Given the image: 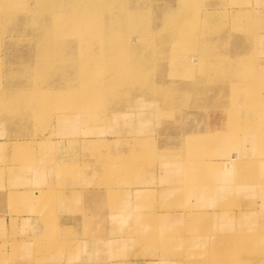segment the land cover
I'll list each match as a JSON object with an SVG mask.
<instances>
[{
	"label": "rangeland",
	"instance_id": "rangeland-1",
	"mask_svg": "<svg viewBox=\"0 0 264 264\" xmlns=\"http://www.w3.org/2000/svg\"><path fill=\"white\" fill-rule=\"evenodd\" d=\"M123 1L137 12L145 8L147 17L143 27L114 32L119 47L123 43L122 48L131 46L139 54L117 66L143 74L105 99L96 87L97 97L85 95L94 78L111 70L99 37L62 45L64 61L54 59L50 73L36 82L35 71L41 68L34 61L35 45L26 39L33 34L2 41L0 67L32 74L11 79L0 74V207L25 192L41 193L37 205L52 223L45 240L66 258L75 257L67 264H77L76 257L85 252L90 264H264V195L259 197L264 188L251 177L258 166L264 176V147L251 150L234 123L244 121L241 105L264 126V0ZM179 12L182 22L174 28H182L185 39L178 48L161 21ZM141 39L151 43L142 54ZM77 66L89 71L78 76ZM39 86L45 95L56 90L66 99L59 107L41 105L45 95ZM215 133L219 138L211 139ZM195 135L200 145L186 148ZM233 135L240 137L232 147ZM211 140L219 146L212 148ZM238 148L263 163L214 169L216 160ZM138 163L142 173L134 171ZM195 167L196 174L184 175L183 169ZM244 168L241 192L212 188L218 176ZM222 193L221 207L211 210ZM64 198L71 228L55 226L54 204ZM197 203L211 211L192 223L184 216L199 213ZM188 222L193 225L187 235ZM218 236L227 237L223 247L211 244ZM168 237L182 243L173 248Z\"/></svg>",
	"mask_w": 264,
	"mask_h": 264
},
{
	"label": "bare ground",
	"instance_id": "bare-ground-1",
	"mask_svg": "<svg viewBox=\"0 0 264 264\" xmlns=\"http://www.w3.org/2000/svg\"><path fill=\"white\" fill-rule=\"evenodd\" d=\"M193 1H189V2H193ZM29 2L30 4H28ZM184 5L185 6L188 5V1L184 2ZM145 10H146L145 8H141L140 11L137 12L135 7H129V5L125 3L123 0H0V46L2 45L3 43L2 41L4 40H7V42H11L12 40L18 39V36L21 33L33 34L32 37L26 39H29V42L35 45V49L37 53L35 54L34 61L36 66L41 68L39 69V71H35V75H36L35 82H36L37 77L43 80V77L45 76V72L46 74L50 73L49 72L50 70L48 69L49 67H51L50 65L53 63L54 59L56 60L55 61L56 64L58 62H62V60L64 61L65 55L60 53L59 51L64 48L62 47V45L69 46L70 44L78 40L80 37H82L81 38L82 40L83 38L89 36L99 37L100 38L99 45L100 48L102 49L101 50L102 56H104L103 59L107 61L106 63L108 64V67H111V70L106 71V75L100 74L96 78H94L93 79L94 84L90 86L89 92L85 95L91 98H93L94 96L97 97L98 95H96L95 92V87H96V91L99 92V95H101L103 99H105L111 96L112 94H114L117 89L123 90V88H125L126 81L128 82V80L132 79L133 77H139L140 75L143 74L142 71L140 70L134 71L132 69V66H130V69H128L127 67L119 68L117 66L119 64L125 63L126 61H130V62L132 60L134 61L139 56V54L138 51H135L134 49L130 50L131 46L126 49L122 48L123 43H121L119 47L120 39L115 38L114 32L116 30H118L117 32H122L124 29H129L130 31H133L136 27L137 28L143 27L145 19L147 17L144 14L146 13ZM182 15L183 13L179 12L176 16L166 17V18L164 17L163 20L161 21L162 30H164L166 33H170V39L168 40H170V42L174 40H178V48L180 46V42L181 43L184 42L185 32H183L182 28H178L176 30L174 26L175 24H180L182 22L181 20L183 17ZM85 32L87 35L82 34ZM64 34H71V35L75 34V35L71 37H63L62 35ZM174 34H177L178 37L172 39L171 37ZM51 40L55 42V45L52 44ZM141 41L143 42V48L141 49V51H139L140 54H142L144 51H147L148 47L151 45V43H149L145 39H141ZM136 43L137 42H135V44ZM53 50H55V53H53ZM119 50L121 52L122 50L125 52L121 53L119 56L117 52ZM235 59L237 61L242 60V62H244V57L241 58L235 57ZM2 60L3 59H1V61ZM227 60L230 59L228 58ZM3 66L4 65L1 64L0 74L1 76L5 74V78L11 79L15 75L31 76L32 74L31 71H26L24 73H17V71L14 70L4 71ZM76 68L77 71L75 74H77L78 76L89 71V69L85 66H83L84 69H82L79 66H77ZM258 75L261 76L262 73L259 71ZM42 86H44V83L42 84ZM37 91L45 95V90L43 87L39 86ZM45 96L41 97L40 100L42 101L41 105L48 104L53 108L56 106L59 107L62 104L61 101L66 99V97L63 96V93H58V91L56 90L54 91L53 94L45 95ZM0 100H1V95H0ZM230 106L234 107L231 108V110H233L235 109L236 104ZM239 107L243 109V113L241 112L240 114H242V116L244 115V121L242 120L241 117L240 121L237 120L236 122H234L235 115L231 111V115H233V117H231V120L237 126H239L238 129L242 130L243 126L246 128L255 127L256 123L254 126V124L251 123L250 119H248L249 116L247 115L250 113L247 112V109L242 108L241 105ZM167 116H171V115H167ZM261 132L262 130H260V133ZM214 135L215 136L212 137L211 139L219 138V136H216L217 133H215ZM232 137H235V135H233ZM209 139L210 137L208 138V140H206V142H209L210 141ZM192 140H194L193 144L188 143L186 145V148H191V147L196 148L201 143L198 135H195L192 138ZM194 162L203 163L201 159H195ZM142 163L144 164V162ZM141 164L138 163L139 166H137L136 164L134 167V171H139V170L141 171V169H144V167H140ZM147 164L149 163L147 162ZM226 165H227L226 163H216L214 165V169L215 170L222 169V171H224ZM122 167L124 168V164L122 165ZM196 170L197 168L195 167L194 169H192V171H185L183 169V172H185L184 175H194L196 174L195 173ZM170 171L171 169H169V171L167 172ZM184 184H186V182ZM164 190L165 189L161 190L160 192H163ZM202 197L203 195L199 197L197 195L198 199ZM220 200H222V197H220L219 201ZM199 215L200 213H186L184 217L187 219L188 218L191 219L193 223V221L194 220L196 221ZM192 225L193 224H191V222H188L186 227L190 230V232L187 229L186 230L187 235L191 234ZM234 228H235L234 229L235 232L237 227ZM195 231H197V233L195 234L196 236L199 233V230H195ZM226 235H231L230 238L238 236V235L235 236L232 233H228ZM172 238L173 237H168L166 238V240L167 241L171 240L170 243L175 245L173 246V248H177L182 242ZM226 239H227L226 236H218L216 238H213L211 244H217L218 246L223 247L226 243L225 241ZM244 242H246V245H249L248 240H245ZM191 248L194 247L191 246Z\"/></svg>",
	"mask_w": 264,
	"mask_h": 264
},
{
	"label": "crops",
	"instance_id": "crops-1",
	"mask_svg": "<svg viewBox=\"0 0 264 264\" xmlns=\"http://www.w3.org/2000/svg\"><path fill=\"white\" fill-rule=\"evenodd\" d=\"M260 66V65H259ZM264 66V65H263ZM251 123H256L255 127H244L242 128V135L247 136L250 140V149L252 150L254 147L262 148L264 147V126L262 125L260 120L256 118V116H252L250 118ZM260 130L262 132L260 133ZM240 135L232 137V147L236 144L237 138ZM226 141V144L227 145ZM211 146H219L216 142L211 140ZM231 146V143L229 144ZM263 154H264V150ZM248 150L245 148H238L233 150L230 155H226L224 159H218L215 163H226V166H231L234 163L237 164H247L251 162H256L261 165L263 163L262 160L254 161L248 156ZM260 166H258L257 174L251 176L253 179L258 180L260 187L264 188V176L259 174ZM222 170V169H221ZM247 169H241L235 175H220L217 177V180H213L212 183H215V187L213 185L212 188H222L226 191H231L232 195H235L234 189L242 191V178L243 174ZM212 179V176H211ZM70 191V190H69ZM26 193V192H25ZM19 195L17 199H14L12 206L10 204L3 205L0 207V264H67L75 257L66 258L64 256L63 251L52 250L50 243L46 242L45 235L48 231V228L52 226V223L45 219L46 216L42 213V209L38 207L37 202L40 198V194L38 192H33V196L29 194ZM243 193V192H242ZM67 194V193H66ZM222 193L220 197L222 200H218L215 202L214 206L211 207V210H217L221 207L223 203V198L226 195ZM264 195V189L259 191V197L262 198ZM67 198L61 200L60 203L54 204L53 211L56 212V215L59 216V219H56V227L58 228H71L74 224L68 223V219L72 216L68 213L69 209L66 210L68 202H66ZM8 201V199H7ZM62 203V204H61ZM64 207V208H63ZM196 210L201 212L211 211L206 207H203L202 204H196ZM62 209V210H61ZM16 212V213H12ZM70 214V215H69ZM72 217L71 219H73ZM165 224H170L169 221L165 222ZM117 238V237H116ZM80 241H88L85 239H80ZM77 264H90L89 257L85 254L78 255ZM2 261V262H1ZM74 261V260H72ZM71 263V262H70ZM75 263V262H72ZM97 264H106V263H97Z\"/></svg>",
	"mask_w": 264,
	"mask_h": 264
}]
</instances>
